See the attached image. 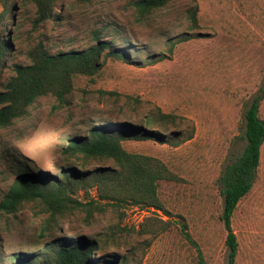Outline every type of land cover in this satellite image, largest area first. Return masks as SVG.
Wrapping results in <instances>:
<instances>
[{"label": "rangeland", "instance_id": "obj_1", "mask_svg": "<svg viewBox=\"0 0 264 264\" xmlns=\"http://www.w3.org/2000/svg\"><path fill=\"white\" fill-rule=\"evenodd\" d=\"M7 1L13 8L3 25L9 48L0 61V92L14 74L13 66L29 63L26 52L38 41L52 54L80 51L94 45L99 34L128 62L105 58L94 76L74 77L65 103L43 96L26 116L0 128V200L24 167L33 176L60 177L58 168L75 163L62 153L67 140L84 135L92 125L126 122L139 131L158 111L176 116L174 123L157 121L142 132L161 133L160 141L122 142L126 152L156 158L176 177L158 185L167 214L102 201L88 181L72 196L80 204L68 202L55 216L53 234L32 251L43 250L40 243L61 234L95 240L93 258L103 263L198 264L195 247L181 233L185 225L204 264H228L218 180L244 148V114L257 96L264 120V0H176L145 21L136 19L130 5L135 0H61L57 19L36 29L30 0ZM194 6L195 28L188 20ZM2 10L0 0V14ZM158 55L163 60L157 61ZM111 165L91 159L81 169ZM47 217L39 201L23 204L17 220L0 212L4 255L19 250L18 230ZM148 228L155 232H146ZM231 228L237 240L234 264H264V142L255 180L238 202Z\"/></svg>", "mask_w": 264, "mask_h": 264}, {"label": "trees", "instance_id": "obj_2", "mask_svg": "<svg viewBox=\"0 0 264 264\" xmlns=\"http://www.w3.org/2000/svg\"><path fill=\"white\" fill-rule=\"evenodd\" d=\"M35 7L32 28L43 25L49 20H56L58 9H62L61 0H30ZM82 4H91L96 0H77ZM176 0H135L130 5L135 11L136 19L145 21L155 11L169 6ZM2 0L3 10L0 14V61L6 56L9 42L6 39L7 13L13 6ZM198 8L194 6L188 13L191 27L198 26ZM29 63L14 65V74L0 92V128L10 126L15 120L28 114L29 108L41 97L50 95L57 104L65 103L73 90V79L76 75L94 76L101 70L105 58L128 62L123 51L112 47L110 42L95 34V44L85 50L49 53L43 43L38 41L26 52ZM158 60H163L158 55ZM261 97H255L244 114V148L241 154L226 165L218 180L219 191L223 198L221 220L226 232L228 264H234L237 252L236 236L231 228V217L238 202L250 191L259 166L261 146L264 142V120L258 115ZM176 116L157 112L146 121L147 127L135 131L133 125L126 122L99 123L89 127L82 136L68 139L62 153L74 164L60 167V173L49 176H33L29 170L22 168L21 173L12 180L0 200V212L13 215L23 204L39 201L48 217L41 222L32 223L23 230H18L19 250L5 256L0 245V264H115L114 260L93 258L98 250L95 240L85 236L68 237L59 234L48 243H40L43 250L32 251V246L41 242L47 234H53L52 228L56 214L59 215L66 204L80 203L72 199L76 188L91 182L96 188L100 200L119 206L135 205L152 207L167 214L158 197L160 181L175 180V176L158 159L126 152L122 142L130 139L141 140L152 138L160 141L162 134L146 135L142 132L153 128L155 122L174 123ZM163 133V131H162ZM109 160L111 166L95 167L91 171H82L87 160ZM71 166V167H69ZM40 173V172H39ZM160 222H162L160 220ZM167 225L168 222H164ZM34 228L36 231H34ZM8 230V229H7ZM155 232L146 229V232ZM181 233L188 243L195 247L198 264H204L201 251L181 226Z\"/></svg>", "mask_w": 264, "mask_h": 264}]
</instances>
